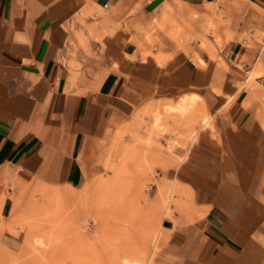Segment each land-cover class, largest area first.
<instances>
[{
  "label": "crops",
  "instance_id": "crops-1",
  "mask_svg": "<svg viewBox=\"0 0 264 264\" xmlns=\"http://www.w3.org/2000/svg\"><path fill=\"white\" fill-rule=\"evenodd\" d=\"M165 1L188 12L216 0H0V195L21 182L82 187L115 114L196 93L212 126L197 133L188 152L196 160L183 166L201 172V181L182 184L200 189L204 212L193 223L204 240L200 263L238 264L234 257L260 250L264 238V72L250 77L258 61L264 68V52L229 40L217 50L227 69L215 80L217 68L198 41L185 53L159 32L161 46L151 47L147 32L132 27L131 12H144L137 20L145 29L146 12ZM240 1L247 9L235 34L242 21L264 14V0ZM189 119L180 121L186 130ZM163 183L158 195L176 184ZM2 202L4 215L11 200Z\"/></svg>",
  "mask_w": 264,
  "mask_h": 264
},
{
  "label": "rangeland",
  "instance_id": "rangeland-1",
  "mask_svg": "<svg viewBox=\"0 0 264 264\" xmlns=\"http://www.w3.org/2000/svg\"><path fill=\"white\" fill-rule=\"evenodd\" d=\"M244 7L247 9L240 0H216L206 3L203 10L184 12L180 8L175 10L172 4L165 1L159 10L146 12L149 17L145 29L139 26L137 20V16L143 17L144 12H131L136 17L132 27L147 32L145 39L151 47L155 43L161 46L159 32L173 39L185 53L189 41H198L199 48L208 52L210 62L216 66L215 80H219L220 70L227 69L225 61L217 54L224 43L236 38L245 46L264 52L263 13L257 19L242 21V28L235 34L243 14L241 8ZM137 50L146 52L142 44H138ZM191 60L200 66L204 64L197 54ZM164 61V58L159 59L161 63ZM261 66L258 61L254 69L259 67L260 71L255 72L252 78L264 72ZM246 78L247 74L242 80ZM254 81L243 84L245 87L253 86ZM185 94L175 101L152 99L142 106H136L127 115H114L112 135L101 140L98 147L93 164L97 168L88 171V177L92 178L80 188L71 187L74 193H80L88 183L106 179L112 186L107 191H100L105 194L95 193L84 203H63L57 210L46 208V214L42 211L32 214L29 210L27 212L29 206L36 204L42 207L45 203L43 190L68 186L41 184L33 187L21 182L9 188L10 194L1 193L0 202L8 196L11 204L4 215L0 213V264H108L110 259L120 256L126 246H134L138 242L143 247L146 260L151 259V264H185V261L201 264V251L197 248L204 245V240L193 226L204 212L203 204L195 193L200 189L194 186L193 189L187 188L182 184V181L195 183L193 178L201 181L198 176L201 172L185 170L183 166L196 160V156L188 153L189 146L201 129L212 126L211 115L204 112L202 107L203 111L200 112L196 108L190 121L193 129L186 130L181 122L188 118H177L175 114L162 110L167 104H175ZM155 109L163 114L162 124L157 128L153 126ZM205 120L208 121L206 124ZM119 157V167L113 173L108 163ZM173 181L179 193L167 212L162 196L158 195V187L163 182ZM116 183L120 184V188ZM25 187L26 191L22 193ZM17 200L20 201V214L12 213V205ZM135 203L139 205V210ZM27 223L39 227L33 231V235L42 232L48 234L43 246L34 248L25 241V236L29 234ZM146 223L160 224L155 248L151 239L146 242L144 239L137 240L139 227ZM162 223L176 227L166 230L161 228ZM259 239L260 250H250L247 256H237L234 260L238 264H264V238ZM190 247L193 250H189Z\"/></svg>",
  "mask_w": 264,
  "mask_h": 264
},
{
  "label": "bare ground",
  "instance_id": "bare-ground-1",
  "mask_svg": "<svg viewBox=\"0 0 264 264\" xmlns=\"http://www.w3.org/2000/svg\"><path fill=\"white\" fill-rule=\"evenodd\" d=\"M255 72L256 71H252V73H250V77L251 78L254 76ZM201 99H202L201 96L196 94V93L185 94L175 104H167L166 106H164V108L162 110L166 111L168 113H171V114H175L177 116V118L178 117L179 118H184V117L191 118V116L193 115V113H192L193 110H195L196 108L198 109L199 103L201 102ZM161 112L162 111H160L159 109H156L153 112L154 113V122H153L154 123V125H153L154 127H158V126H160L162 124V121H163V116L162 115L163 114ZM189 121H190V119H189ZM187 122H185V124H187ZM206 123H207V121L205 120L204 124H206ZM192 129H193V127H192ZM120 157L116 161H114L115 160L114 159V160H110L109 163H108V167L113 173H116V171H117V169L119 167V163H120V160H121ZM97 181L98 180L88 183V185L80 193H74V190L71 187L60 188L58 190H54V189L53 190L52 189H50V190L48 189V190H45V191L43 190V195L42 196H44V199H45L44 200L45 203L43 204V206L39 207V205L32 204V206L28 207L27 212L29 210L30 213L37 214L40 211H42V212H45V214H46V208L57 210L59 208V206H61V204H63V203L71 204L74 201H79V202L81 201L82 203H84V201L86 202L88 199H90V197L94 196L95 193H103V192H100V191H103V190L107 191V188L108 187L110 188L112 186V183H108V181L106 179H104V181L100 180V182H97ZM113 181H114V179H113ZM115 181H118V180L115 179ZM118 182L120 183V180ZM119 183L118 184L116 183L117 184L116 186L120 185ZM163 185H164V183H163ZM175 185L176 184H174V185L171 184L170 186H168V184H167L168 187H167L166 192L162 193V195H161L163 203H165V208L164 209L167 212H169L171 210L172 202H173L175 196H177L178 193H179L178 190L176 189ZM33 187H34V185H33ZM26 188L27 187L22 188V193L26 191ZM163 189H165V188L163 187ZM77 190H79V189H77ZM35 191H36V189H35ZM103 194H105V193H103ZM2 201H3V199H2ZM2 201L0 202V206L2 205V203H4ZM41 204H42V202H41ZM128 204H130V203H128ZM135 204H136V206L138 208L137 210H139L140 209L139 205H137V203H135ZM19 207H20V201L17 200L12 205V213H14V214H18L19 213L20 214L21 211H19ZM152 223H146V224H143V225H141L139 227V236H138L137 240L140 241V239H144L145 242H146L149 239H151V240H153V244H154V248H155L156 240L158 239L160 224L158 226H156L155 224H152ZM26 225H27V227H29L28 228V230H29L28 233L29 234H28V236H25V241H27V243L30 244L31 246H33L34 248H36L37 246H39V247L43 246L45 244V240L48 237L47 236L48 234L47 233L45 234V233L42 232L41 234L33 235L32 234L33 231L35 229H39V227L37 225L33 226L31 223H27ZM138 244H139V242H138ZM138 244H136L134 246H129V245L126 246L123 249L121 255L117 256V257H113L112 259H110L108 264H151V259L150 260H146L145 254H144V251H143V247L138 245Z\"/></svg>",
  "mask_w": 264,
  "mask_h": 264
}]
</instances>
